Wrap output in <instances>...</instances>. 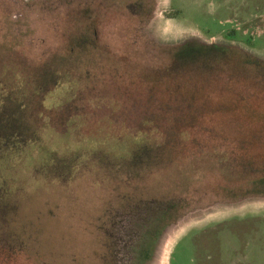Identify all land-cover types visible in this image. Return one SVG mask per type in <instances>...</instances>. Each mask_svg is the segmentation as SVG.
Here are the masks:
<instances>
[{"label":"rangeland","instance_id":"obj_1","mask_svg":"<svg viewBox=\"0 0 264 264\" xmlns=\"http://www.w3.org/2000/svg\"><path fill=\"white\" fill-rule=\"evenodd\" d=\"M185 42L264 59V0H0V75L50 108L0 151V264H264V69Z\"/></svg>","mask_w":264,"mask_h":264},{"label":"trees","instance_id":"obj_2","mask_svg":"<svg viewBox=\"0 0 264 264\" xmlns=\"http://www.w3.org/2000/svg\"><path fill=\"white\" fill-rule=\"evenodd\" d=\"M88 47L94 46L88 43ZM232 49L229 46L214 43L185 42L172 48L174 51L169 58L172 62L169 67L177 69L187 64L208 67L222 61L233 69H246L255 74L264 69V59L257 58L246 51ZM236 54L241 56L236 58L233 56ZM5 79L8 82L4 83L0 75V151L5 147L27 143L24 140L27 135L32 137L38 135L37 127L45 120L43 116L45 113H41L38 107L36 110L30 109L27 105L32 103V100L38 98L40 107H44L45 110L50 109L43 104V97L40 98V95L45 93L44 89L40 88L41 77L36 74L34 76L23 74L18 77L11 72ZM30 116L31 120L28 119ZM64 126H67L66 123Z\"/></svg>","mask_w":264,"mask_h":264},{"label":"flooded vegetation","instance_id":"obj_3","mask_svg":"<svg viewBox=\"0 0 264 264\" xmlns=\"http://www.w3.org/2000/svg\"><path fill=\"white\" fill-rule=\"evenodd\" d=\"M5 148H6V147H5ZM63 163L67 164L66 162H63Z\"/></svg>","mask_w":264,"mask_h":264}]
</instances>
